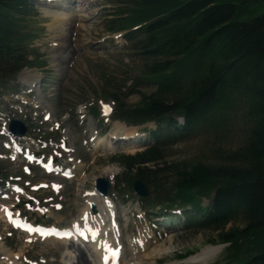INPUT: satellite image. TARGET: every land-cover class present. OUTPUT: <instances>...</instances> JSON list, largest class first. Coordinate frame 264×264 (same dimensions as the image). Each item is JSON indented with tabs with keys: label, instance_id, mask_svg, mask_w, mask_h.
Listing matches in <instances>:
<instances>
[{
	"label": "rangeland",
	"instance_id": "374dc122",
	"mask_svg": "<svg viewBox=\"0 0 264 264\" xmlns=\"http://www.w3.org/2000/svg\"><path fill=\"white\" fill-rule=\"evenodd\" d=\"M241 4L238 19L247 20L264 13V0ZM114 6L113 0H83L77 9L71 11L39 6L37 13H30L31 16L17 22L24 32L36 34V38L28 40L25 45L27 49L37 48L46 65L25 68L29 69L26 71L23 69L12 82V89L4 91L0 97V126L6 125L12 118L23 120L29 125L30 132L21 143L34 149L40 148L39 151L47 155L52 152L61 162L75 163L77 167L75 179L69 181L47 176L36 167L27 175L25 168L29 164L21 158L15 160L13 146L10 149L6 137L0 136V174H6L1 179H5L6 183L12 180L26 189L22 193L20 189L12 199L3 200L2 204L14 207L16 213L30 220L40 219L43 223L65 226L83 209H87L83 213L88 215L87 202L92 198L89 194L100 176L111 179L112 196L123 193L120 190L132 193L123 180L124 168L113 159L115 151L107 146L133 154L143 149V146H137L141 141L136 138L156 129L157 125L149 122L127 130L125 122L123 124L112 116H104L102 105H111V109H115L116 104L109 95L116 93L130 107L140 101L141 93L154 91L156 84L143 77V61L140 54L132 50V42L124 36L107 32V20ZM67 46L69 50L66 51ZM30 78L31 81L36 80V84L28 93ZM176 119L182 121L179 117ZM132 131L139 136L117 142L124 132L127 137L133 136ZM97 134H104V141L97 147H91V137ZM41 137L48 140L47 148L39 145ZM242 137L243 131L237 118L220 132L213 126L202 125L168 146L162 159L147 164V167L150 171L160 170L159 180L163 189L170 190L177 165L212 161L216 147H237ZM64 142L74 151H61L60 145ZM30 182L38 188L27 186L26 183ZM45 182L59 187L55 190L51 187L41 189L40 185ZM130 197L131 200L123 208L114 207L121 217L119 222L123 229V264H236L245 257L242 249L238 250V258H229V243H222L218 232L201 225L189 227L187 220L171 223V228L175 229L173 233L159 228L154 242L146 247L131 246L134 235H138L139 230H147L144 227L149 220L145 207L141 203L137 205L136 198ZM99 199L110 202L105 197ZM199 199L203 205L209 203L205 196ZM164 202L165 205L170 204ZM100 211L106 219L107 209L102 205ZM2 219L0 211V264H79L77 257L80 253L76 248L70 251V242L32 238L13 229L6 218ZM234 225L232 223L228 227ZM108 230L109 225L102 227L103 232ZM208 246H220L221 249L204 258L202 251ZM241 246L245 248L244 242Z\"/></svg>",
	"mask_w": 264,
	"mask_h": 264
},
{
	"label": "trees",
	"instance_id": "16d2710c",
	"mask_svg": "<svg viewBox=\"0 0 264 264\" xmlns=\"http://www.w3.org/2000/svg\"><path fill=\"white\" fill-rule=\"evenodd\" d=\"M118 3L123 7L107 20V28L142 24L128 37L142 58L143 77L156 89L141 93L130 107L116 93L109 95L117 103L116 117L129 124L154 120L178 127L144 151L115 155L125 168L123 179L131 187L142 178L157 200L192 205L200 215L191 216L195 222L230 243L229 258H238L243 249L245 257L236 264H264V13L238 19L239 0ZM30 5L29 0H0V81L24 66L43 65L38 57L27 59L25 42L33 35L17 26L31 12ZM234 118L241 125L242 142L231 148L219 145L212 161L177 165L171 189H163L160 170L150 171L147 164L162 159L170 141L202 125L220 132ZM203 195L209 199L205 207L199 201ZM232 223L236 225L228 227Z\"/></svg>",
	"mask_w": 264,
	"mask_h": 264
},
{
	"label": "bare ground",
	"instance_id": "6f19581e",
	"mask_svg": "<svg viewBox=\"0 0 264 264\" xmlns=\"http://www.w3.org/2000/svg\"><path fill=\"white\" fill-rule=\"evenodd\" d=\"M66 48V51L67 50H69V46H67V47H65ZM66 64V63H65ZM119 123V122H118ZM94 140H98L97 142H96V145H98V144H101L102 142H103V137H99V138H95ZM75 224H77L78 226L79 225H81L82 226V229L84 230V229H88V225H90V222L89 221H87L86 219L85 220H82V221H80L79 223H77V222H73V224L72 225H75ZM108 225H109V231H111V226H110V223H108ZM97 228V227H96ZM72 230V229H71ZM88 231V230H87ZM54 240V239H53ZM56 241V240H55ZM62 242H67V240H65V241H62ZM72 246H76V244H75V242H73L72 243ZM78 247V249H79V252L78 253H80L79 254V257H77L78 259V263L79 264H93V261L92 260H90L88 257H87V255H86V252L84 251V249L82 248V247H80V245H78L77 246ZM111 248V247H110ZM221 249V247L220 246H217V247H214V246H208V247H206L205 249H203V251H202V254H204L203 256H204V258L206 257V256H211V255H214V254H216L219 250ZM78 255V254H77ZM95 264V263H94Z\"/></svg>",
	"mask_w": 264,
	"mask_h": 264
},
{
	"label": "water",
	"instance_id": "95a60500",
	"mask_svg": "<svg viewBox=\"0 0 264 264\" xmlns=\"http://www.w3.org/2000/svg\"><path fill=\"white\" fill-rule=\"evenodd\" d=\"M11 129L13 132L24 133L27 128L22 121L13 120L11 124ZM109 181L105 178H99L97 180V188L100 189L105 195L108 194ZM134 187L138 193L142 195H147L148 191L145 184L141 180H136L134 182Z\"/></svg>",
	"mask_w": 264,
	"mask_h": 264
},
{
	"label": "snow or ice",
	"instance_id": "6c2138e0",
	"mask_svg": "<svg viewBox=\"0 0 264 264\" xmlns=\"http://www.w3.org/2000/svg\"><path fill=\"white\" fill-rule=\"evenodd\" d=\"M107 108V106H106ZM110 110V109H109ZM11 215V214H10ZM26 227L29 229V230H32V226L31 225H26ZM36 231H42V229H35ZM114 252H117L118 253V249H113Z\"/></svg>",
	"mask_w": 264,
	"mask_h": 264
}]
</instances>
